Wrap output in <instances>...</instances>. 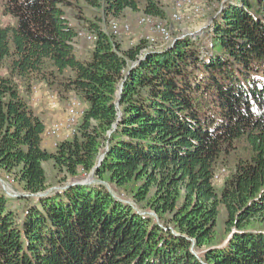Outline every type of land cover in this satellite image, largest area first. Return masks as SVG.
<instances>
[{"label":"trees","instance_id":"trees-1","mask_svg":"<svg viewBox=\"0 0 264 264\" xmlns=\"http://www.w3.org/2000/svg\"><path fill=\"white\" fill-rule=\"evenodd\" d=\"M206 2L203 36L146 51L109 19L166 20L160 0H4L0 179L28 196L18 217L0 193V264H264V0ZM63 6L99 13L106 29ZM81 29L95 36L84 60ZM37 82L85 108L53 153L27 99ZM101 154L97 183L34 196L48 189L43 164L78 183Z\"/></svg>","mask_w":264,"mask_h":264},{"label":"rangeland","instance_id":"rangeland-1","mask_svg":"<svg viewBox=\"0 0 264 264\" xmlns=\"http://www.w3.org/2000/svg\"><path fill=\"white\" fill-rule=\"evenodd\" d=\"M160 1L162 2V5L165 6L166 10H168V16H167L166 20L161 21V20L157 19L156 21L158 23H156V24H161L168 29V31L170 33L169 41L166 43L162 42V40L158 34L153 33L148 26H144V25L139 23V21L144 18L143 14L141 12H138V13L126 12L124 15L120 16L119 18H110L109 19V21L110 20L111 21L116 20L120 24H128L129 25L130 29H129L128 33H123L120 36H117V38H119L122 42H124L125 46H133V45H135L136 42L143 40L148 45V49L146 51H148V50L159 51V50H162L165 47L169 46L172 39H174V37L177 35L183 36L185 34V35L192 36V37L203 36L206 29L208 28V25H207L208 24L207 23L208 18L207 17H208V13L210 11V8L207 5L206 0H203V1L201 0L202 3H200V5H197L198 6V12H196V10H194L195 8L194 9L190 8V6H188L189 8H185L184 12H182L181 10L179 11L176 8L175 3L178 1L182 2L181 0H175V1L174 0H172V1L171 0H160ZM3 3H4V0H0V27H6L9 25L11 26L14 24V20L10 16L4 14ZM63 10L66 12L67 16H69V17H70V15L72 16L75 13L78 14V12H79L78 15L81 18L95 19L96 22L101 20V17H102L99 13H95V12L90 11L89 9H85V8H82L81 9L82 11H78L76 8H74L72 6L71 7L63 6ZM186 10H187V12H186ZM80 22H83V20L81 19ZM98 23L101 27L106 29V23H107L106 19H104L101 22L99 21ZM81 30L85 31V29H81ZM108 30L113 35L111 29H109V25H108ZM86 31H88V30H86ZM82 41H84V40H82ZM80 42L81 41L78 39L77 45ZM84 42H86V41H84ZM86 43L93 46V44H91L89 42H86ZM76 46H75V49H76ZM76 55L80 60L85 59V58L80 57V55L77 53V51H76ZM0 74H6V70L2 69ZM39 83L40 82H37V84H35L33 86V88H35V89H34V91H31V93L33 92L35 94V93L39 92L41 87H42V91L45 90L48 93V95H46V97L48 98V100L46 101L47 102L46 105L48 108L53 109L50 111L47 110V113L51 114L50 116H48L51 123L48 125V122H46V125H45V128H48V126H50L52 123L64 121L65 118H67L66 115H67L68 103L75 96L71 95V93L66 94V95H62V96L58 95L56 93H52L46 88L45 85L42 86L43 84L40 83L41 85H39ZM43 138L44 139H51L57 143L59 141L65 140V138L62 136L47 137L44 135V133H43ZM53 141H51V142H53ZM51 148H52V150L48 151V152L53 153L55 148H53L52 143H51ZM102 151L103 150H101V152ZM43 168H44L46 178H47V188L48 189L61 187V186H64V185H66L72 181L71 178H68L65 182L59 183V178H61L62 175L59 174L56 169H54L51 162L45 163ZM219 170H224V174L219 177V183H220L222 181V178L224 180V178H225L224 176L227 175V171L230 172V168L228 167V169H227L226 167H224V168L221 167ZM2 176L4 177L5 173H2V171H1L0 177H2ZM88 176H89V174L87 176H85V177L83 176V177L86 178ZM79 179H81V178H79ZM93 180H96L94 178V176H93ZM14 181H15L14 182L15 186L10 187V186H7L0 179V182H2V185H4V184L6 185V186H4V187H6V189H2V187L0 185V193L5 195L6 200H7V203H6L7 207L14 210V212L17 213V216L20 217L22 214L23 203L18 202L16 200L17 199L16 197H17V194H26V193L21 191V189L19 188L20 186L16 181V178ZM12 188H14V190L17 193L13 192ZM6 193H8V194H6ZM119 197L122 199H125L126 196L124 194H120ZM216 228H217L216 233L219 237L226 233V229L224 226V213L223 212L220 213Z\"/></svg>","mask_w":264,"mask_h":264},{"label":"bare ground","instance_id":"bare-ground-1","mask_svg":"<svg viewBox=\"0 0 264 264\" xmlns=\"http://www.w3.org/2000/svg\"><path fill=\"white\" fill-rule=\"evenodd\" d=\"M181 1L182 2H179V1L176 2L175 6L179 11L181 10L182 12L185 11L184 10L185 8H189L188 6H190V8L192 9L195 8L194 10L198 12L197 5H200V3H202L201 0H181ZM143 16L144 18L141 19L139 23L144 26H148L153 33L158 34L162 42H165V43L168 42L170 39V33L168 29L161 24H156L158 23L156 21L157 19H153L145 15ZM108 25H109V29H111L113 35L116 38L117 36H120L123 33H128L130 29L128 24H120L116 20H112V21L110 20ZM77 39L84 40L89 43L95 42V36H93L90 33H87L86 31H82V30L77 32ZM173 40L174 39H172L171 43L173 42ZM34 89L35 88H32V91H34ZM84 109L85 108H84L83 103L78 101L75 97L72 98L68 103V109H67V115H66L67 118H65L64 121L54 122L50 126H48V128H45L44 135L47 137L62 136L65 138V140L71 139L77 133L79 120L82 118L84 114ZM223 174H224V170H219L218 172H216L213 177L214 183L216 184L219 183V177L222 176ZM0 183L2 184V182ZM3 186H6V185L4 184Z\"/></svg>","mask_w":264,"mask_h":264},{"label":"crops","instance_id":"crops-1","mask_svg":"<svg viewBox=\"0 0 264 264\" xmlns=\"http://www.w3.org/2000/svg\"><path fill=\"white\" fill-rule=\"evenodd\" d=\"M91 48H92V46L90 44H88L84 41H81L76 46V51L80 55V57L88 58ZM40 83L43 84L42 82H40ZM40 83H39V85H41ZM42 86H44V84ZM46 95H48V93L45 90L42 91V87H41L39 92H37L35 94L31 93L30 95H28L27 99L29 100L28 103L32 107L34 113L44 121L45 125H46V122H48V125H49L51 122H50V119L48 118V116H50L51 114L47 113V110L50 111L53 109L47 107L46 101L48 100V98L46 97ZM51 141H53V140L43 139V141H42V145L47 151L52 150L51 143H52L53 148H56V146H57V142H55V141L51 142ZM43 166H44V164H43ZM0 185H1L2 189H4V186L1 183H0ZM19 188L21 189V186ZM21 191H22V189H21Z\"/></svg>","mask_w":264,"mask_h":264},{"label":"water","instance_id":"water-1","mask_svg":"<svg viewBox=\"0 0 264 264\" xmlns=\"http://www.w3.org/2000/svg\"><path fill=\"white\" fill-rule=\"evenodd\" d=\"M184 36H185V34L183 36H180V37H184ZM174 40H175V38H174ZM119 91H120V88H119ZM115 126H116V124H114L113 127H115ZM102 159H103V154L99 155V157L97 158V163L95 164L92 171L89 173L88 177L84 178L81 182H78V183H71L70 182V183H68V185H75V184L76 185H89V184L97 183V180H93V174H94V171L100 166ZM61 189H62L61 187L50 188V189H47L45 192L36 194L34 196L37 198L43 197V196L48 195L51 190H61ZM6 194H8V193H6ZM27 196H28V194H17V197H27Z\"/></svg>","mask_w":264,"mask_h":264},{"label":"built area","instance_id":"built-area-1","mask_svg":"<svg viewBox=\"0 0 264 264\" xmlns=\"http://www.w3.org/2000/svg\"><path fill=\"white\" fill-rule=\"evenodd\" d=\"M4 189H6V187H4Z\"/></svg>","mask_w":264,"mask_h":264}]
</instances>
